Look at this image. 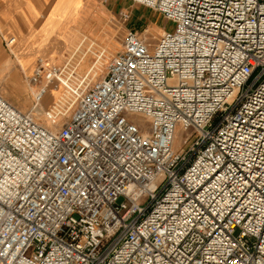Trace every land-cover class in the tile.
<instances>
[{"label": "built area", "instance_id": "1", "mask_svg": "<svg viewBox=\"0 0 264 264\" xmlns=\"http://www.w3.org/2000/svg\"><path fill=\"white\" fill-rule=\"evenodd\" d=\"M132 2L171 27L88 86L37 60L36 102L70 85L60 125L0 94V264H264V0Z\"/></svg>", "mask_w": 264, "mask_h": 264}, {"label": "rangeland", "instance_id": "2", "mask_svg": "<svg viewBox=\"0 0 264 264\" xmlns=\"http://www.w3.org/2000/svg\"><path fill=\"white\" fill-rule=\"evenodd\" d=\"M47 9L46 7L43 10V14ZM170 27L171 23L162 14L132 0H85L76 20L67 31V44L60 53L59 61L55 63L62 65L69 62L70 70L67 76L70 83L76 84L81 78H86L84 86L86 87L104 74L107 61L121 49L127 31L136 32L153 45L160 34ZM5 41L0 36V94L20 110L32 112L42 125L53 124L54 127L60 125L75 107V103L71 101V90L69 89V97L63 102L53 103L51 98L55 93L49 92L40 104L36 105L34 95L30 92L24 93L25 74L16 66L8 70L3 68L2 53L7 55L9 53ZM41 58L50 61L48 56L44 55ZM92 68L96 69V73L93 71L89 73ZM33 88L35 89L34 86ZM53 90L60 93L62 87L58 85ZM41 109L43 113L51 111L57 116L55 119L49 117L45 119ZM127 115L142 128L148 127V120L142 115L137 113ZM185 134L182 127L177 125L173 143L175 152L184 146ZM144 201L145 198H142L140 202Z\"/></svg>", "mask_w": 264, "mask_h": 264}, {"label": "crops", "instance_id": "3", "mask_svg": "<svg viewBox=\"0 0 264 264\" xmlns=\"http://www.w3.org/2000/svg\"><path fill=\"white\" fill-rule=\"evenodd\" d=\"M84 3L85 0H0V36L4 40L9 37L14 38V41L8 44V55L2 53L3 68L8 70L16 66L26 78L36 66L38 58L44 55L50 59V61L45 60L48 65H57L55 62L60 58V53L67 44V31L76 20ZM46 7L48 9L43 14ZM23 84L24 93L30 92L33 95L25 81ZM53 89L49 87L36 105L40 104L49 92L55 93L51 98L55 103L60 93ZM31 114L37 121L34 114L32 112ZM42 114L45 119L49 117L48 112L44 111ZM44 126L54 127L53 124Z\"/></svg>", "mask_w": 264, "mask_h": 264}, {"label": "bare ground", "instance_id": "4", "mask_svg": "<svg viewBox=\"0 0 264 264\" xmlns=\"http://www.w3.org/2000/svg\"><path fill=\"white\" fill-rule=\"evenodd\" d=\"M10 38H13V37H9V38H7V43L10 45L13 41H14V38H13V41L11 42V43H9L8 41H9V39ZM60 59V58H59ZM59 59L56 61V62H58L59 61ZM98 61H100V58H99V60ZM95 68H97V67H95ZM95 72L96 73V69H94V68H92L90 71H89V73L90 72ZM27 71L25 70V73H26ZM26 84H27V86H29L30 87V89H31V91L33 92V95L35 94L34 93V89H32V85L28 82V76L26 77ZM61 87H62V91L60 92V94H59V96H58V98H57V100H56V102L55 103H58V102H63L64 100H66L68 97H69V87H70V85L68 84V82H66V81H64V83H61V84H59ZM56 88V87H55Z\"/></svg>", "mask_w": 264, "mask_h": 264}]
</instances>
